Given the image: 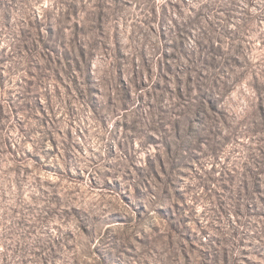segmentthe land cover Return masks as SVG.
I'll use <instances>...</instances> for the list:
<instances>
[{
  "label": "rangeland",
  "instance_id": "1",
  "mask_svg": "<svg viewBox=\"0 0 264 264\" xmlns=\"http://www.w3.org/2000/svg\"><path fill=\"white\" fill-rule=\"evenodd\" d=\"M0 264H264V0H0Z\"/></svg>",
  "mask_w": 264,
  "mask_h": 264
}]
</instances>
